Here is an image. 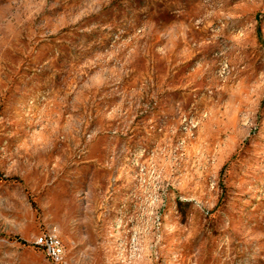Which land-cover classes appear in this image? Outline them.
Here are the masks:
<instances>
[{"label":"rangeland","instance_id":"1","mask_svg":"<svg viewBox=\"0 0 264 264\" xmlns=\"http://www.w3.org/2000/svg\"><path fill=\"white\" fill-rule=\"evenodd\" d=\"M264 264V0H0V264Z\"/></svg>","mask_w":264,"mask_h":264},{"label":"built area","instance_id":"2","mask_svg":"<svg viewBox=\"0 0 264 264\" xmlns=\"http://www.w3.org/2000/svg\"><path fill=\"white\" fill-rule=\"evenodd\" d=\"M37 245L43 247L47 256L56 264L67 262V249L61 237L55 232L43 233L36 239Z\"/></svg>","mask_w":264,"mask_h":264}]
</instances>
